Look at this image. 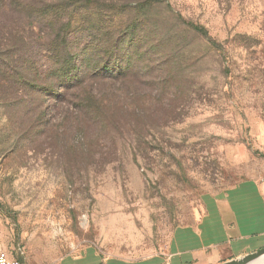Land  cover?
<instances>
[{"label":"rangeland","instance_id":"rangeland-1","mask_svg":"<svg viewBox=\"0 0 264 264\" xmlns=\"http://www.w3.org/2000/svg\"><path fill=\"white\" fill-rule=\"evenodd\" d=\"M245 179L264 180V0H0V251L162 254Z\"/></svg>","mask_w":264,"mask_h":264},{"label":"crops","instance_id":"crops-1","mask_svg":"<svg viewBox=\"0 0 264 264\" xmlns=\"http://www.w3.org/2000/svg\"><path fill=\"white\" fill-rule=\"evenodd\" d=\"M264 249V180L245 179L209 195L198 221L177 228L167 250L129 261L89 252L61 264H221Z\"/></svg>","mask_w":264,"mask_h":264},{"label":"water","instance_id":"water-1","mask_svg":"<svg viewBox=\"0 0 264 264\" xmlns=\"http://www.w3.org/2000/svg\"><path fill=\"white\" fill-rule=\"evenodd\" d=\"M264 256V249L259 250L258 252L249 254L241 259L231 260L224 264H250L251 262Z\"/></svg>","mask_w":264,"mask_h":264},{"label":"built area","instance_id":"built-area-1","mask_svg":"<svg viewBox=\"0 0 264 264\" xmlns=\"http://www.w3.org/2000/svg\"><path fill=\"white\" fill-rule=\"evenodd\" d=\"M0 264H24L20 260L12 258L5 251H0Z\"/></svg>","mask_w":264,"mask_h":264},{"label":"trees","instance_id":"trees-1","mask_svg":"<svg viewBox=\"0 0 264 264\" xmlns=\"http://www.w3.org/2000/svg\"><path fill=\"white\" fill-rule=\"evenodd\" d=\"M194 31H196V33H197L198 35L204 33V31L201 30L200 28H195ZM58 79H60V78L58 77ZM65 82H66V83H64L63 85H64V86H67V85H69L72 81H71L70 79H65ZM60 94H62V93H60ZM60 96H62V95H60Z\"/></svg>","mask_w":264,"mask_h":264},{"label":"bare ground","instance_id":"bare-ground-1","mask_svg":"<svg viewBox=\"0 0 264 264\" xmlns=\"http://www.w3.org/2000/svg\"><path fill=\"white\" fill-rule=\"evenodd\" d=\"M250 264H264V256L251 262Z\"/></svg>","mask_w":264,"mask_h":264}]
</instances>
